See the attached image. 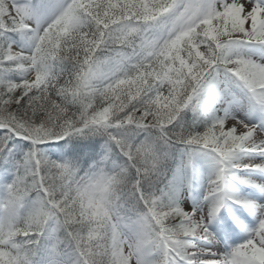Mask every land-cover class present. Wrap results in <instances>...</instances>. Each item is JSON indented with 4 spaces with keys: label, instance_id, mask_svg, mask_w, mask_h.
<instances>
[{
    "label": "snow or ice",
    "instance_id": "snow-or-ice-1",
    "mask_svg": "<svg viewBox=\"0 0 264 264\" xmlns=\"http://www.w3.org/2000/svg\"><path fill=\"white\" fill-rule=\"evenodd\" d=\"M0 264H264V0H0Z\"/></svg>",
    "mask_w": 264,
    "mask_h": 264
}]
</instances>
